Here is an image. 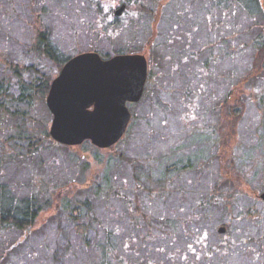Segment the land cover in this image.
<instances>
[{
    "label": "rangeland",
    "instance_id": "374dc122",
    "mask_svg": "<svg viewBox=\"0 0 264 264\" xmlns=\"http://www.w3.org/2000/svg\"><path fill=\"white\" fill-rule=\"evenodd\" d=\"M97 2L95 8L101 13L96 20L95 0L50 1L55 14L49 27L55 45L66 56L84 51H97L104 58L122 51L138 53L150 39L155 15H160L147 55L146 92L139 102L129 104L133 117L124 139L107 149L86 142L73 148L47 135L53 119L48 93L36 92L29 106L39 153L35 159H9L0 168V199L10 203L31 196V181L36 179L33 185L40 181L44 185L41 204L58 199L54 208L41 213L42 222L51 211L61 209L38 238L15 249L9 246L21 240L26 230L1 231L0 264H264V200L260 197L264 192V70L251 76L260 32L264 39V0L257 4L243 0L233 6L229 0H170L160 9V0H135L137 6L130 5L119 19L113 16L119 0ZM7 23L4 28L20 41V49L10 47V57L32 65L34 57L21 49L33 32L25 29L21 19ZM43 63V71L55 77L56 66L50 60ZM242 79L245 112L229 148L218 126L226 120L222 105L227 95ZM9 91L18 94L12 86ZM223 148L230 149L227 160H221ZM120 153L124 156L118 157ZM85 162L90 169L84 175L93 180V188L61 194L57 187L78 178ZM169 165L179 169L169 175L167 198L158 199L162 190L152 182L162 178ZM136 176L142 182L140 191L148 194L153 188L155 197L138 201ZM88 199L94 207L92 219L104 227L94 239L89 234L83 238L68 219L70 208H85ZM123 200L130 201L131 211ZM226 209L231 213L232 244L222 243L223 236L217 233V226L229 218ZM115 225H122L116 250L104 257L100 249L104 232L116 239ZM194 235H202L204 244L189 247ZM84 239L92 242L86 246ZM182 253L186 260L179 259Z\"/></svg>",
    "mask_w": 264,
    "mask_h": 264
},
{
    "label": "trees",
    "instance_id": "16d2710c",
    "mask_svg": "<svg viewBox=\"0 0 264 264\" xmlns=\"http://www.w3.org/2000/svg\"><path fill=\"white\" fill-rule=\"evenodd\" d=\"M23 3L17 4L16 0H0V168L4 166L10 159V161H16L22 159H35L40 150V140L32 129L31 118H30V103L33 100L36 92L41 90L44 93L49 92L50 85L55 77H52V73L43 71V67L46 66L45 62L50 60L57 68V74L63 67V65L73 56L64 55L61 50L55 45V41L50 31V17L55 14L53 6L50 4L52 0H21ZM98 1V0H97ZM95 0L94 9H96V20L97 16L101 13L98 2ZM243 0H229L233 2V5L242 2ZM250 3H260V0H248ZM52 3V2H51ZM96 4V6H95ZM17 5V8L15 6ZM97 7V8H95ZM12 19L23 20L25 29L33 32V37L26 44L23 43L22 52H27L28 56L34 57L35 63L32 65H26V63L18 62L10 57V47L13 49H20L18 44L20 41L14 39L10 31L5 29L4 26L8 27L7 21ZM9 29V28H8ZM262 32L259 33L255 48V62L254 69L251 71L252 77H257V74L264 70V39H261ZM15 47H14V45ZM125 52V51H124ZM119 52V53H124ZM116 53V54H119ZM115 55V54H114ZM113 55H108L111 57ZM244 82L241 80L240 84L233 86V89L227 95V98L222 105V112L224 123H221L218 127V131L221 136L225 138V142L231 147L232 135L236 131L238 123L245 112V102L242 100L244 93ZM10 86L18 94L15 96L9 91ZM227 114V115H226ZM228 116V117H227ZM33 121V120H32ZM227 128V130H226ZM217 133V134H218ZM50 135V132L47 135ZM218 134V135H219ZM51 136V135H50ZM90 147L92 144L86 142ZM226 148L221 151V160H227L230 156V149ZM119 157V156H118ZM226 158V159H225ZM9 161V162H10ZM89 162L83 164L81 173L84 175L85 171L89 168ZM228 172H232L227 168ZM80 176L76 179L70 180L66 186H58L57 189L61 194L66 196L74 192V190H88L85 187L90 185L93 181H89L88 177ZM36 179L31 181L32 193L31 196L21 199L14 200L8 203L9 200L0 199V225L2 224H18L20 220L25 219L26 223H29L30 215L33 216L36 208H40L42 212L52 207L56 200L55 197L49 199L46 203H40V196L44 191V185L40 181V185H33ZM89 181V182H88ZM93 183V182H92ZM82 185L81 188L79 186ZM90 189L93 188L92 184ZM53 191V190H52ZM55 194L56 191L54 190ZM53 193V192H52ZM94 196H97V192H93ZM61 197V195H60ZM59 197V198H60ZM61 199V198H60ZM88 199L85 203V208L80 206H73L68 213L69 225L75 228V231L80 233L83 238L88 235V229L84 226L88 223V219H92L94 207ZM123 203L128 208H131L129 200H123ZM57 213L61 207H57ZM15 216L22 217L17 219ZM130 217V215H128ZM88 218V219H87ZM49 219V218H48ZM45 220L43 223H46ZM130 223V221H128ZM100 224L102 222L99 221ZM86 243V244H85ZM87 240L84 239V244L87 245ZM103 246H100L104 257H109L112 252L116 250L114 243L116 244L115 238L111 235V232H107L106 238L103 241ZM99 264H111V262H103Z\"/></svg>",
    "mask_w": 264,
    "mask_h": 264
},
{
    "label": "water",
    "instance_id": "95a60500",
    "mask_svg": "<svg viewBox=\"0 0 264 264\" xmlns=\"http://www.w3.org/2000/svg\"><path fill=\"white\" fill-rule=\"evenodd\" d=\"M148 72V58L142 53L104 58L97 51H85L72 56L47 94L51 137L68 146L86 141L99 148L117 144L132 119L128 104L142 99Z\"/></svg>",
    "mask_w": 264,
    "mask_h": 264
},
{
    "label": "flooded vegetation",
    "instance_id": "af4514ba",
    "mask_svg": "<svg viewBox=\"0 0 264 264\" xmlns=\"http://www.w3.org/2000/svg\"><path fill=\"white\" fill-rule=\"evenodd\" d=\"M170 0H160V2L157 4V9H160V6L161 5H163V6H165L166 4H167V2H169ZM119 2H121V4L119 5V7H117L116 8V5L114 6V12H113V16L116 18V19H119V18H123V16L125 15V13L126 12H128V7L130 6V5H133V4H136V3H138V2H135V0H131V1H129V2H126V1H123V0H119ZM233 2H229V4H231L232 6H233V4H232ZM101 6H103V4H102V2H101ZM122 6H125V9L120 13V14H118L117 13V11H118V9L120 8V7H122ZM135 6H137V4L135 5ZM136 9H138L137 7H136ZM150 11V10H149ZM150 13H152V11L150 12ZM112 17V14L111 13H109V17ZM156 17L153 19V21H152V34H151V36H150V39H149V41H148V43H147V45H143V47L140 49V50H137V52L138 53H142V54H145L146 56L149 54V52L151 51V48H152V46L154 45V41L153 40H155V34L157 33V27H158V25H159V22H160V15H155ZM106 17V20H108V17L107 16H105ZM112 19V18H111ZM125 53V52H124ZM150 79V64H149V72H148V79H147V82H146V85H147V83H148V80ZM146 85H145V90H144V93L146 92V89H147V87H146ZM144 95V94H143ZM128 131V130H127ZM127 133V132H126ZM126 135V134H125ZM125 135L123 136V138L122 139H124V137H125ZM121 139V140H122ZM120 140V141H121ZM119 141V142H120ZM118 142V143H119ZM117 143V144H118ZM116 144V145H117ZM96 147V146H95ZM73 148H76V147H73ZM98 148V147H97ZM110 148V147H109ZM98 149H107V148H98ZM122 156H124V154L123 153H120L119 154V157H122ZM126 159H127V157H126ZM174 169H179L177 166H174V165H169V166H166L165 167V169H164V172H163V176H162V178H160V179H157V180H155L154 182H152L153 184H155L156 186H159V188L162 190V195H159L158 197V199H166L167 198V195H169V193H170V191H169V188H168V183H169V181H170V179H171V177L169 176L170 175V173L174 170ZM180 170H181V168H180ZM145 174V172H137V175H141V176H143ZM148 174L150 175L151 174V172L149 171L148 172ZM148 174H146V175H144V176H146L147 178H149V175ZM151 176V175H150ZM139 178V176H136V179H138ZM89 181H91V180H89ZM88 181V182H89ZM93 182V181H92ZM92 182L90 183V185L92 184ZM141 180H137V182H135V186L137 187V194L138 195H140L141 196V198L139 197L138 198V201H140V199H142L143 201L144 200H148V198H146V197H155V195H154V189L153 188H151L150 189V192L148 193V194H144L143 193V190L142 191H140V186H141ZM90 185H88V186H86L85 188L86 189H88V191H89V188L91 187ZM245 185H247V184H245ZM248 186V185H247ZM91 190V189H90ZM263 193V192H262ZM260 197H261V194H260ZM153 200H154V198H153ZM263 200V199H262ZM200 204L201 203H199V206H200ZM138 209L140 208V206H139V204H138V207H137ZM131 209L132 208H128L127 210L128 211H131ZM250 212H252V209H250L249 210ZM254 212H256V210H253ZM41 213H42V210H41V207L40 208H36L35 209V211H34V214H33V216H31L30 215V220H28L29 221V223H27V224H25L26 223V220L25 219H23V220H20V222L18 223V224H16V223H13V224H7V225H5V224H2V225H0V232L1 231H6L7 229H9V228H11V229H13V230H15V231H23V230H26V232H25V234H24V239L22 238L21 240H19L18 242H16V243H12L11 244V246H9V248H16V247H18L20 244H22V243H31V241L34 239V238H38V236L39 235H41L40 233H41V229L43 228V226L47 223H43L42 222V219H40V215H41ZM51 214L52 215H50L47 219H46V221H48V220H51L52 218H53V216L54 215H56L57 213H54L53 214V212L51 211ZM253 215L254 217L256 216V214H254V213H249V215ZM226 217L228 216L229 218L228 219H226V222L225 223H223V221H221V223L217 226V233L219 234V235H221V236H223V239H222V243H224V244H228V243H230V244H232V243H235V241L234 240H229V235H230V232H232V229H231V231L229 230V228H231L229 225L230 224H228V222H229V219L231 218L230 217V215H231V213H230V209H226ZM165 217L163 218V221H164V224L166 225V215H164ZM15 218H17V219H22V217H19V216H15ZM148 218V217H147ZM88 219V218H87ZM130 219V218H129ZM129 219H128V221H129ZM135 220V219H134ZM88 223H86L84 226L88 229V234L89 235H91V239H94V237H99V235H98V232L101 230V229H104V227L103 226H99V225H101L100 223H99V221H97V220H93V219H88ZM97 221V222H96ZM189 221V220H188ZM123 222V219H121V223ZM130 225H131V223H129ZM138 224V223H137ZM132 225L133 226H136V224H134V222L132 221ZM183 226H185V224L183 225ZM139 227V224L136 226V228H138ZM121 229H122V225H115V228H114V233H115V235H116V239H115V241L117 240V241H119V236H120V234H121ZM143 230H146V229H142L141 230V232L143 231ZM195 231H198V229L197 228H195ZM107 232H108V230H106L104 233H105V238H106V235H107ZM203 232L204 231H202V235H203ZM33 235H35V236H33ZM202 235H194L193 236V239H192V242L189 244V247H191L192 248V246H193V244H197L198 246H200L201 244H204V241H203V236ZM114 237V236H113ZM146 238L145 239H148L149 240V238H150V236L149 235H146L145 236ZM87 241H91V240H87ZM92 242V241H91ZM243 242H245V240H243ZM102 243V242H101ZM101 243H99V244H101ZM117 243V242H116ZM185 258H187L186 256H185V254L184 253H182L181 255H180V260H186ZM196 259H198V257H196Z\"/></svg>",
    "mask_w": 264,
    "mask_h": 264
}]
</instances>
